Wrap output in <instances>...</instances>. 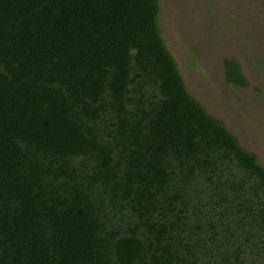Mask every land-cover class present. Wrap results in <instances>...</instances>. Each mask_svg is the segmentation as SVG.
<instances>
[{"label": "trees", "instance_id": "obj_1", "mask_svg": "<svg viewBox=\"0 0 264 264\" xmlns=\"http://www.w3.org/2000/svg\"><path fill=\"white\" fill-rule=\"evenodd\" d=\"M159 13L0 0V264H264V168L187 91Z\"/></svg>", "mask_w": 264, "mask_h": 264}, {"label": "rangeland", "instance_id": "obj_2", "mask_svg": "<svg viewBox=\"0 0 264 264\" xmlns=\"http://www.w3.org/2000/svg\"><path fill=\"white\" fill-rule=\"evenodd\" d=\"M158 26L187 91L264 168V0H158ZM233 58L246 87L227 83Z\"/></svg>", "mask_w": 264, "mask_h": 264}]
</instances>
